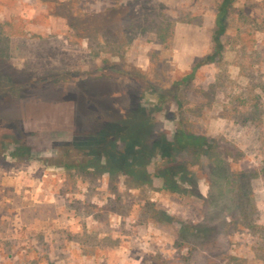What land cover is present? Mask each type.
<instances>
[{
	"label": "rangeland",
	"instance_id": "1",
	"mask_svg": "<svg viewBox=\"0 0 264 264\" xmlns=\"http://www.w3.org/2000/svg\"><path fill=\"white\" fill-rule=\"evenodd\" d=\"M217 3L0 0V264H264V0H235L221 57L183 80ZM138 108L149 141L183 127L216 142L178 154L180 191L158 158L135 186L66 146ZM16 140L29 157L12 162Z\"/></svg>",
	"mask_w": 264,
	"mask_h": 264
},
{
	"label": "trees",
	"instance_id": "2",
	"mask_svg": "<svg viewBox=\"0 0 264 264\" xmlns=\"http://www.w3.org/2000/svg\"><path fill=\"white\" fill-rule=\"evenodd\" d=\"M234 1L218 0L210 52L193 65L184 81L191 78L197 67L221 57L222 36L226 33L227 18ZM143 113L144 109L138 108L130 112L131 123L120 121L108 125L106 128L92 131L87 138L75 143H67L66 146H71L73 150L81 154L82 159L77 161V164L82 169L91 168L95 172H108L112 176L123 174L135 186L150 181L147 164L153 158H158L161 165L155 176L162 179L164 188L173 192L180 191L181 186L177 183V177L183 181L187 176H192V173L188 172L185 164L177 162L178 154L191 150L200 156L214 151L217 144L207 136L195 135L183 127L178 128L171 139L162 134L149 141L137 132ZM14 142L15 147L9 155L10 158L14 160L28 158L30 151L28 144L18 140ZM213 232L211 226L205 225L197 227L196 236L205 244L209 242Z\"/></svg>",
	"mask_w": 264,
	"mask_h": 264
},
{
	"label": "built area",
	"instance_id": "3",
	"mask_svg": "<svg viewBox=\"0 0 264 264\" xmlns=\"http://www.w3.org/2000/svg\"><path fill=\"white\" fill-rule=\"evenodd\" d=\"M7 158L11 159L12 161L14 160V159L10 158V156H7Z\"/></svg>",
	"mask_w": 264,
	"mask_h": 264
}]
</instances>
